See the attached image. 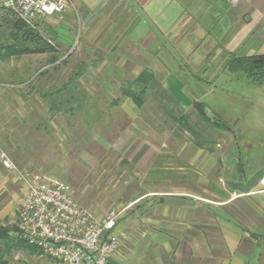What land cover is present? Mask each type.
<instances>
[{"label":"crops","instance_id":"obj_1","mask_svg":"<svg viewBox=\"0 0 264 264\" xmlns=\"http://www.w3.org/2000/svg\"><path fill=\"white\" fill-rule=\"evenodd\" d=\"M73 1L77 11L68 9L67 12L71 13L75 20L67 18L65 13L63 17L54 18L62 19L64 25L71 24L72 27L66 29H69L72 35L75 34V27L79 29L84 38L82 50L89 48L95 51L96 67L112 68L110 73L107 72L112 82L115 80L118 83L131 84L144 70H149L152 72L150 82L153 84L150 88L158 93L159 98L166 100L163 105L173 114L175 124L177 118L185 115L195 118V104L201 102L210 117H216L222 123L229 124L232 131L235 127L237 133L239 118L233 113V100L238 99H234L232 95L235 89L233 83L243 77L229 72L227 66L235 55L264 54V0H237L236 4L231 0ZM60 35L62 34H58L57 38L58 45L54 44L57 52L71 50L73 43L68 42L63 35L60 38ZM100 54H103L104 59ZM60 61L62 60L58 59L52 64L56 66L62 63ZM83 62L86 63V59H82L79 64L84 65ZM120 69L121 74L117 71ZM40 78L37 85L43 80ZM70 82V76L50 75L47 76V85H32V91L28 93L0 92V150H6L22 169L57 176L55 174L58 172L70 174L68 172L71 164H75L77 168L87 164L84 154L92 144L105 147L119 145L123 147V157L130 166L135 163L137 167H144L152 172L153 165L149 163L155 148L148 139L149 132L146 131L150 130V124L145 117L151 113V110L144 108L147 103L144 102V105L137 96L134 98L126 92H123V100L120 103L118 95L112 98V104L115 106L111 108L113 116L105 123L99 121L107 126V132L100 135L94 132L88 144V138L82 135L86 128L80 129L78 135H73L71 130L69 115L73 116L74 111L77 112L80 108L73 109L74 114H70L65 103L55 101L59 93L67 92ZM13 97L15 100L12 102L3 101ZM140 107L146 112L143 115L145 119ZM124 115L126 118L123 120ZM42 116H46L44 125L40 123ZM55 118H61L62 122L65 121L63 119H68L69 125L64 122L56 127ZM96 122L90 123L89 128L95 129ZM143 123L148 128H144ZM232 131L220 130L218 138L221 140H215L214 145L192 143L185 152L190 171L196 174L199 181L217 178L218 181H227L228 184H246L255 175L247 174L241 159L234 153L237 136ZM233 134L235 137L231 139ZM176 136L179 139V135ZM72 145L75 149L78 147V152H72ZM225 145L227 152L223 151ZM41 147H45V153L41 151ZM53 147L57 149L55 152L58 153V160H45L49 156L47 148ZM174 148H177L176 154L184 156L177 145ZM229 151L236 155L234 160L228 155ZM261 169H264V158ZM135 171L133 174H138ZM15 176L16 172L5 167L0 160V264H10L9 258H6L7 253L10 256L13 252L15 255L22 252H37L43 255L38 249L12 235L14 232L1 230L7 229L4 222L8 218L12 219L16 210L18 212L19 204L25 195V188ZM149 182V189L143 193L146 199L140 207L142 212L143 205L149 204V213L153 199L160 202V211L167 208L168 204L179 205L182 211L183 208L186 209L188 194L173 192L164 176ZM156 183L158 186H155ZM235 187L233 185L231 191L225 187L228 191L226 202L240 199L244 209H238L236 214L238 217L242 214L250 224L239 223L223 208L220 212L222 217L216 225L217 229L215 228L218 231L215 240L209 237L213 225L199 226L190 222L181 228L180 222L178 228L183 232H180L179 239H174L175 250L171 240H165L162 243L165 251L174 250L176 260L191 255L192 261L211 259V262L214 261L213 251H218L222 257L218 264H254L249 260L251 257H260L264 243L263 235L257 234L264 233V172L249 191L243 192ZM197 205L195 202L188 206L193 209L197 208ZM162 213L164 214L163 211ZM146 217L144 214L141 218L152 225L149 224L152 231L148 234L152 244L161 245L160 240L152 238L151 235L154 233L158 239L160 236H167L164 233L167 221L164 218L153 220L149 217L146 220ZM154 225L158 228H153ZM155 246L152 250H155ZM243 246H247L249 252L248 249H243ZM146 249L148 251L149 248ZM160 252L159 248L155 251L157 259L162 263Z\"/></svg>","mask_w":264,"mask_h":264},{"label":"rangeland","instance_id":"obj_2","mask_svg":"<svg viewBox=\"0 0 264 264\" xmlns=\"http://www.w3.org/2000/svg\"><path fill=\"white\" fill-rule=\"evenodd\" d=\"M65 14H67V18H73L75 20V17H73L71 13L66 11ZM9 16H11V14H9L8 11H0V50H2V48H6L5 50H7L8 47L17 48L23 45L24 40L12 33L13 28H11L12 22L10 20H12L11 18L14 19L15 15L13 17ZM51 17L52 18L47 17L41 20L36 19L31 24L35 26L41 36L51 40L55 45H58V34H62L68 42L73 43L72 49H68L67 51L62 50L60 52L56 51L54 55L50 52H47V54L50 55L45 53H25L21 55L13 54L12 56L6 57L0 54V92L15 93L18 91V93H28L32 91V85H47V76H70L71 82L69 83L70 88L66 89L67 94L65 92V94L62 92L59 93L55 97V101L58 103H65L67 108H69L68 112L70 111V114L73 113V109L80 108L76 110L77 112L74 111L75 114L73 113V116L69 115L71 130L73 135H78L80 129L86 128V131H84L82 135L88 138V144L94 132H97L99 135L107 132L105 129L107 126H105L104 123L111 119V116H113L111 108H115L114 104H112V98L118 95L120 103L123 100L121 98L124 94L123 92H134L138 99H140L139 95L142 97L144 96V98L140 100L143 104L144 102L147 103L146 105L144 104V108L151 110V113L147 115L146 112H143L144 108L140 107L142 117L144 118L143 115L146 114L145 118L150 124V130L146 129V131L149 132L148 139L155 148V153L151 156L152 159L149 163L153 165L151 168L152 172L145 170L144 167H137L135 163L134 166H130L125 160V157H123V147L121 148L119 145L116 147H105L92 144L88 146L87 153H85L86 156L84 154V158L88 161L87 164H83V166L79 168H77L78 166H75V164H71L70 172H68L70 174H61L58 172V174H55L57 176L54 177L61 179L65 178L64 180L70 184L73 195L78 202L84 207L89 208L97 216L105 217L112 211H117L115 225L111 230V233L116 235L119 239L118 248L111 259L113 262H117L118 264L120 262L122 264H206L207 262L209 264H218V261L222 258L218 251H213V262H211V259L192 261L190 260L192 257L191 255L183 257L182 260H176L174 255L176 242L174 239H179L180 232H183L178 228L179 225L182 224V228L186 223L194 222L199 226L209 224L211 227V225H213L214 227H212V230L214 232L209 231V237L215 240L218 236L216 225L219 224L218 222L222 217V213L220 212H222L223 208L226 209V211L228 210L227 213L231 216L233 215L232 217L239 223L250 224L251 222L247 218H244L242 214H240V217L236 214L238 209H244L243 202L240 199H234L229 203L226 202L228 191L225 187L231 191L233 185L236 186L235 189L242 187V182L237 184L229 182L228 184L227 181H218L217 178L209 181H199L196 174L190 171L191 168L186 161L185 153L189 146L194 143L193 141H195V139L188 131H184L178 124H175L172 116L173 114L163 105L166 100L159 98L158 93L151 90L150 87L153 84L150 82L147 88L143 80L141 82L142 85H139L138 82L140 81H138V77L136 81L131 84L118 83L115 80L112 82V79L107 75V72L110 73L112 68L110 66L102 69L96 67L94 65L96 58L95 51L89 50V48L82 50L84 38L82 34H80L81 32L79 29L75 27L73 30L75 34L72 35L70 30L66 29V27H72L71 24L65 23L64 25L62 19L54 18L55 16ZM8 18L10 19L8 20ZM62 35H60V38ZM102 56L103 54H100V57ZM102 58L104 59V57ZM58 59H61L62 61L60 62L62 63L54 66L52 63ZM82 59H86V63L83 62L84 65L79 64ZM117 71L121 74V69ZM101 73L104 75L102 76ZM112 73H114V70ZM40 77L43 78V80L37 85V81ZM233 86L235 89L232 95L234 99H238L233 100L235 101L233 113L239 118L237 133L235 127L234 131H232L237 136L234 153L241 159V163L247 174L252 176L259 172L264 158V85H258L248 78L243 77V79H239L233 83ZM112 90L113 93H111ZM148 96L150 97L148 98ZM17 98L19 99V97ZM13 100H15V97L9 100L3 99L4 102H12ZM140 106L142 105L140 104ZM193 116L195 118L191 117V115L189 117L190 124L200 127L199 129L206 139L211 141L221 140V138H218L219 133L217 130L210 127L208 128V126H205L206 124L204 125V123H202L197 110L194 111ZM45 117L46 116H42L41 118L40 123L42 125L45 123ZM124 118H126V115L123 116V120ZM63 120L65 121L62 122L61 118H55L54 124L56 127L63 125L64 122L68 124V119ZM99 121L104 123H99ZM92 122H96L97 124L94 126L95 129L89 128V124ZM142 126L148 128V126L145 127L144 123ZM177 134L179 135V139L176 136ZM235 134H233V136L231 135V139L235 137ZM73 135L72 137H74ZM71 142L73 144V138H71ZM176 145L178 149L181 150V154L184 155L183 157H181L182 155L176 154L175 151L177 148H174ZM225 146H223V151L227 152L228 148ZM41 148H43L41 151L45 153V147ZM47 149L49 156L45 160H58V153L55 152L57 149L55 147ZM71 150L72 152L74 150L78 152V147L75 149L74 145H72ZM2 151L8 156L11 163L10 166H6L2 162ZM235 154L229 151L228 155L234 160L236 158ZM44 157L46 156L44 155ZM227 158L229 157L227 156ZM0 160L5 167L16 172L15 177L25 188L26 194L27 188L20 178L21 174H19V172L33 173L38 171L20 168L19 164H17L6 150H0ZM162 163L163 165H159ZM182 166L183 168L180 169ZM134 171L138 174H133ZM143 171H145V173ZM162 176L169 181L173 192L188 194L186 209L183 208L182 211L179 205L173 206V204H168L169 206L167 208L165 207L160 211V202H158V199H153V203L151 202L152 205L149 207V213H147L149 204L143 205L142 212L140 207H142L146 199L143 193L149 189L147 183L152 179H160ZM230 185L232 187H230ZM155 186H158V184L156 183ZM132 201L135 202L133 203ZM195 202L198 203L197 208L193 207L192 209L190 206ZM180 206L182 207V205ZM19 207L18 212L16 210L12 219L8 218L4 222V227H7V229L1 230L14 232L12 235L24 240L17 226L19 222ZM139 208L140 210H138ZM144 214L145 216L147 215L146 220H148L149 217V219L153 218V220H162L164 218L167 221L164 228V233L167 234V236H160L158 239L154 233L151 235L152 238L160 240L161 245L155 246L152 244L150 235H148L149 232L152 231L151 227H149L151 224L149 223V225L142 220L143 218L141 217ZM153 220H151L152 223ZM154 227L158 228L157 225H154L153 228ZM10 232L8 233L10 234ZM257 234H262L264 240V233ZM155 239L154 242H156ZM165 240H171L174 250L169 252L165 251L164 245L162 244ZM153 246H155V250H152ZM147 247L149 249L151 248L150 251L149 249L147 251ZM261 247L260 257L258 259L256 257L252 259L251 257L249 262L253 261L254 264H264V243ZM158 248L161 250L162 263L157 259L158 255L155 253ZM243 249H248V247L243 246ZM39 251L41 252V250ZM6 258H9L10 264H57L52 258L37 254V252H22L17 255L13 252L11 256L7 253Z\"/></svg>","mask_w":264,"mask_h":264},{"label":"built area","instance_id":"obj_3","mask_svg":"<svg viewBox=\"0 0 264 264\" xmlns=\"http://www.w3.org/2000/svg\"><path fill=\"white\" fill-rule=\"evenodd\" d=\"M68 9L77 11L73 0H0V11L29 23L63 17ZM1 160L11 165L3 151ZM19 174L27 188L17 225L23 239L62 264H107L118 248L119 239L111 233L117 211L97 216L78 202L66 180L41 172Z\"/></svg>","mask_w":264,"mask_h":264},{"label":"trees","instance_id":"obj_4","mask_svg":"<svg viewBox=\"0 0 264 264\" xmlns=\"http://www.w3.org/2000/svg\"><path fill=\"white\" fill-rule=\"evenodd\" d=\"M11 16L14 17L10 20L12 22V33L13 35L19 36L21 39H23V45L17 47V48H2L0 50L1 56H12L13 54L21 55L25 53H55L57 51L55 45L51 42V40H48L41 36L38 30H36L35 26L21 17H19L17 14L8 11ZM10 18H8L9 20ZM25 42V44H24ZM7 51V52H5ZM228 70L234 75L240 76V77H246L249 80L253 81L254 83L258 85H264V54H250V55H241V56H232V58L228 62ZM150 77H152V72L149 70H144V72L141 73V75L138 77L139 85H142L141 82L144 80L147 88L150 83ZM127 93V91H126ZM134 98L136 94L134 92H129ZM140 99H143L144 96H140ZM140 99H138L140 102H142ZM195 109L197 110L202 123H204L205 126H208V128H214L218 132L220 130H230L231 126L229 124L222 123L218 118L216 117H210L208 113L205 110V106L203 103L198 102L195 104ZM190 115L182 116L181 118H177V124L181 129L184 131H188L192 137L195 139L193 141L197 145H203V144H215L216 141L208 140L204 137V135L201 133L200 127H197L196 125H192L189 122ZM264 169H260L257 174H255L246 184H242V187H238L243 192L249 191L250 188L255 184L256 180L259 179V177L263 174ZM21 241L24 242L20 238ZM25 243H27L25 241ZM28 244V243H27ZM31 246V245H30ZM34 247V246H33ZM36 248V247H34ZM38 249V248H36ZM39 250V249H38ZM112 257L109 259L107 264H118L117 262H113L111 260Z\"/></svg>","mask_w":264,"mask_h":264}]
</instances>
